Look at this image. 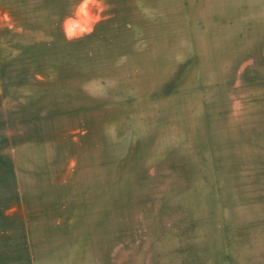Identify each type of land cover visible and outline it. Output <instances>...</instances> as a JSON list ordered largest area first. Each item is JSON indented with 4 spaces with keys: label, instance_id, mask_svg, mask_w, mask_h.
I'll list each match as a JSON object with an SVG mask.
<instances>
[{
    "label": "rangeland",
    "instance_id": "374dc122",
    "mask_svg": "<svg viewBox=\"0 0 264 264\" xmlns=\"http://www.w3.org/2000/svg\"><path fill=\"white\" fill-rule=\"evenodd\" d=\"M0 264H264V0H0Z\"/></svg>",
    "mask_w": 264,
    "mask_h": 264
}]
</instances>
